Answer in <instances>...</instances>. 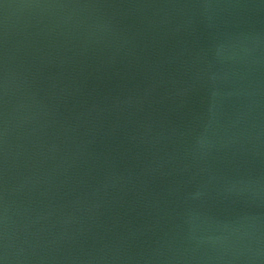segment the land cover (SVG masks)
<instances>
[{
  "label": "water",
  "instance_id": "1",
  "mask_svg": "<svg viewBox=\"0 0 264 264\" xmlns=\"http://www.w3.org/2000/svg\"><path fill=\"white\" fill-rule=\"evenodd\" d=\"M0 264H264V0H0Z\"/></svg>",
  "mask_w": 264,
  "mask_h": 264
}]
</instances>
